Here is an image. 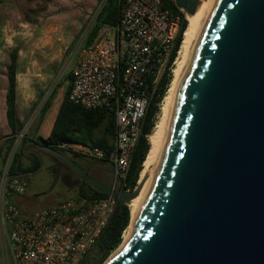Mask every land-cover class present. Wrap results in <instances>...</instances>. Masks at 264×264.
I'll use <instances>...</instances> for the list:
<instances>
[{
  "label": "water",
  "instance_id": "95a60500",
  "mask_svg": "<svg viewBox=\"0 0 264 264\" xmlns=\"http://www.w3.org/2000/svg\"><path fill=\"white\" fill-rule=\"evenodd\" d=\"M172 1L184 15L198 3ZM40 142L57 168L127 205L147 177L124 190ZM111 254L103 264H264V0L210 1L132 233Z\"/></svg>",
  "mask_w": 264,
  "mask_h": 264
},
{
  "label": "built area",
  "instance_id": "2783aa9c",
  "mask_svg": "<svg viewBox=\"0 0 264 264\" xmlns=\"http://www.w3.org/2000/svg\"><path fill=\"white\" fill-rule=\"evenodd\" d=\"M179 31L180 18L163 0H118L117 22L102 24L78 50L68 100L86 109L109 107L115 121L112 148L106 156L90 143L57 146L72 155L107 159L113 186L122 189L126 183L149 88L171 71ZM12 158L9 152L0 171V264H79L108 224L117 198L74 197L24 212L16 199L25 194V183L22 175L10 173Z\"/></svg>",
  "mask_w": 264,
  "mask_h": 264
},
{
  "label": "crops",
  "instance_id": "0c3cea01",
  "mask_svg": "<svg viewBox=\"0 0 264 264\" xmlns=\"http://www.w3.org/2000/svg\"><path fill=\"white\" fill-rule=\"evenodd\" d=\"M105 0H0V151L5 155L10 138L37 141L49 136L65 96L67 79L52 85L64 59L66 47L72 44L84 23L86 44L89 29ZM34 12L32 34H7L8 25L19 22L18 10ZM91 42V41H90ZM66 45V47H65ZM68 45V46H67ZM16 49L15 114L20 130L12 133L6 116L7 67ZM74 66V65H73ZM73 68V67H72ZM55 89L49 107L41 115L47 98ZM100 134V129L96 130ZM5 140L8 142L6 143ZM38 140V141H39ZM82 142L70 143L71 145ZM4 150V151H3ZM27 204L25 194L16 199Z\"/></svg>",
  "mask_w": 264,
  "mask_h": 264
},
{
  "label": "trees",
  "instance_id": "16d2710c",
  "mask_svg": "<svg viewBox=\"0 0 264 264\" xmlns=\"http://www.w3.org/2000/svg\"><path fill=\"white\" fill-rule=\"evenodd\" d=\"M163 2L170 13L180 18V31L175 42V50H178L183 41L184 32L188 26V19L184 13L175 6L172 0H163ZM117 20L118 0H105L96 15L94 23L88 31L86 44L93 40L98 28L102 24H115ZM175 53L176 52L172 54L171 60L175 56ZM16 57L17 50L14 49L10 54V64L7 67L8 87L6 91V116L12 133H16V131L20 130L15 114ZM172 75V70H165L156 83L149 88L150 101L143 119L142 134L139 136L132 152L125 181L126 183L125 185H121L124 190L133 189L138 177H140L139 174L141 173L143 163L150 149L149 137L147 138V135L149 136L155 127L160 112V106L170 85ZM66 79L65 96L58 110L52 130L45 140L57 150H61L57 146V144L60 143H90L92 146L102 149L107 156L112 148V140L115 133L113 112L106 105L96 109H86L70 102L68 100V91L71 85V71L68 73ZM54 94L55 89L45 101L41 115H43L45 110L49 107ZM97 129H100V134H96ZM12 142L13 138H10L6 153L10 149ZM104 163L109 162L107 159H104ZM38 166V160L32 165H24L21 160V153H18L13 157L10 165V173L23 175L28 171L38 168ZM76 191V197L91 196L101 198L107 196L95 190L83 180L77 182ZM130 221L131 211L129 205L117 199L115 210L108 224L79 264H102L123 242L124 237L122 234L128 228Z\"/></svg>",
  "mask_w": 264,
  "mask_h": 264
},
{
  "label": "rangeland",
  "instance_id": "374dc122",
  "mask_svg": "<svg viewBox=\"0 0 264 264\" xmlns=\"http://www.w3.org/2000/svg\"><path fill=\"white\" fill-rule=\"evenodd\" d=\"M33 13L34 12L27 10L22 11L19 9V22L8 25L7 34L18 35L21 37L31 35L33 32L32 23H34L33 16L31 15ZM86 25H88V23H84L82 27L78 29V33L74 37L73 43L69 44V46L67 45L68 48L65 45V57L61 62V66H59V70L56 73V77H54L52 85H59L61 82L65 85L64 79H66L68 73L75 64L78 50L83 45L82 41L87 30ZM21 134H23L24 137L25 131H21L19 136H17V139L14 140L13 137L11 147L5 155L2 154V150L0 151V171L3 168L5 158L9 152L13 153V157L18 153L20 154V145L23 139ZM5 142L7 143L8 141L5 140ZM21 160L24 165L30 164V161H28V159L23 155H21ZM87 164L89 167L88 173L91 176L103 182L109 181V175L100 169L94 168L90 162ZM138 178L140 179V177ZM22 179L25 183V196L29 199L27 204H18L20 209L24 212H32L33 210H37L45 205L56 204L64 200L74 198L77 195L76 184L78 180L73 178L72 175L70 176L63 169L57 168V166L52 163V160L48 158H40L38 168L23 174Z\"/></svg>",
  "mask_w": 264,
  "mask_h": 264
},
{
  "label": "bare ground",
  "instance_id": "6f19581e",
  "mask_svg": "<svg viewBox=\"0 0 264 264\" xmlns=\"http://www.w3.org/2000/svg\"><path fill=\"white\" fill-rule=\"evenodd\" d=\"M211 0H198V3L196 5L195 11L192 14H185L186 18L188 19V26L184 32V38L183 41L180 45V48L178 50L177 57L175 59L174 65L172 67V79L170 82V85L168 87V90L166 92V95L163 98V101L161 103L160 107V112L155 124V127L152 131V133L148 136L149 137V142H150V149L149 153L147 155L146 160L143 163V167L140 173V179L146 174L147 177L143 181V184L141 186V189L136 197H134L130 202H129V207L131 211V221L128 226V228L124 231L123 233V242L121 245L111 254H115L120 247L127 241L129 236L132 233L133 229V224H134V217L136 214V211L139 207V201L144 194V191L147 187L148 181L151 176V172L153 169V165L155 162V158L157 155L158 147L160 144V140L162 137V133L165 127V123L169 114V111L171 109L174 97L176 95L181 76L184 70V66L186 63V59L189 53V49L191 47L192 41L194 39V36L205 16V13L208 9V6L210 4Z\"/></svg>",
  "mask_w": 264,
  "mask_h": 264
},
{
  "label": "flooded vegetation",
  "instance_id": "af4514ba",
  "mask_svg": "<svg viewBox=\"0 0 264 264\" xmlns=\"http://www.w3.org/2000/svg\"><path fill=\"white\" fill-rule=\"evenodd\" d=\"M39 139H37L36 142L38 143H41L40 140L38 141ZM30 142L29 139L27 138H23L22 141H21V145H20V153L21 155H23L24 157H26L28 159V161H30L29 165H32L33 163H35L37 160L39 161L40 158H48L50 160H52V163L57 166L59 165V161L56 160L55 158H53L52 156H50L47 152H45L43 149H41L40 147L38 146H35L34 144L32 143H28ZM62 153H64L65 155H67L68 157L70 156V158L72 160H74V162L76 164H78L82 169H84L85 171H88L89 172V167L87 166L88 162L91 163V165L94 167V168H97V169H100L102 170L103 172H105L107 175L110 176L111 178V171H112V168L110 166L109 163H104V160H95V159H88V158H84V157H81V156H78V155H72L68 152H63L62 150H60ZM105 164V165H104ZM59 169H62V167L59 166ZM69 174V173H68ZM70 175V174H69ZM71 176V175H70ZM73 178L77 179L79 181L78 178L72 176ZM110 180V179H109Z\"/></svg>",
  "mask_w": 264,
  "mask_h": 264
}]
</instances>
